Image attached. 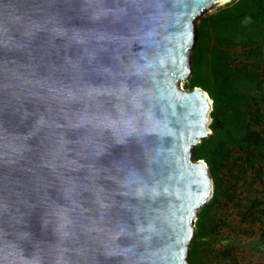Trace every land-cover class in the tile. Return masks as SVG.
<instances>
[{
  "label": "water",
  "instance_id": "water-1",
  "mask_svg": "<svg viewBox=\"0 0 264 264\" xmlns=\"http://www.w3.org/2000/svg\"><path fill=\"white\" fill-rule=\"evenodd\" d=\"M221 1L0 0V264H190Z\"/></svg>",
  "mask_w": 264,
  "mask_h": 264
},
{
  "label": "rangeland",
  "instance_id": "rangeland-1",
  "mask_svg": "<svg viewBox=\"0 0 264 264\" xmlns=\"http://www.w3.org/2000/svg\"><path fill=\"white\" fill-rule=\"evenodd\" d=\"M254 1L231 0L225 4H218L206 12L198 21L197 42L191 52V67L193 72L182 83L184 89L193 90L192 86L197 83L201 89H203V86L208 85L213 75L212 65L215 55L221 54V57L227 59L226 54L216 52L218 48H223L225 52L230 53L229 61L234 67L242 63H254L264 70V37L262 38L261 36L262 30L260 26L253 27L251 35L257 37L254 43L249 42L248 46L242 45L244 44V37L240 36L241 38L234 39V34H219L217 30L220 23V20L216 19L217 16L223 15V12L228 9H236L233 10L235 11L233 12L235 16V13L238 14V12L240 15H243L245 9L251 7ZM233 13L228 15V17L233 15ZM240 34L243 33L241 32ZM253 49H257L258 54H253ZM250 56L259 57L261 60L255 59L250 61ZM212 112L213 105L209 112L210 122L207 125L212 134L202 140L194 149V160L204 161L208 167L209 165L205 160L206 152L215 148L217 144L219 145L221 139L224 142H233L231 137L223 135L222 137L217 136L211 139L213 137ZM260 172L263 174L264 169L262 168ZM209 173L212 178V196L208 203L199 210L195 221L196 235L191 245L190 264H264V175L261 176V181L255 176V173H249L248 177L238 179L236 177L237 174L232 176L228 169H221L220 179L223 178L224 180L226 194L235 185L239 188L241 187L238 190V194H241V197L237 199L241 205L246 200V197H248L242 193V190L245 188L251 189V184L256 181L251 190L256 189L259 191L257 195L262 204L254 212V215H248V213L238 208H226L225 193L224 198H221L218 203L216 201L217 204L214 203L216 191L215 175L212 174L210 169Z\"/></svg>",
  "mask_w": 264,
  "mask_h": 264
},
{
  "label": "trees",
  "instance_id": "trees-1",
  "mask_svg": "<svg viewBox=\"0 0 264 264\" xmlns=\"http://www.w3.org/2000/svg\"><path fill=\"white\" fill-rule=\"evenodd\" d=\"M233 10L236 9H228L223 15L216 17L220 20L217 28L219 34H234V39L244 37V44H241L248 46V43H254L257 37L251 35L253 27L260 26L261 36L264 37V0H255L251 7L245 9L243 15L238 12L235 16ZM232 13L233 15L228 17ZM241 32L243 34H240ZM216 52L226 54L227 59L221 57V54L215 55L213 75L208 85L203 86L214 102L211 139L223 135L231 137L233 142L228 143L221 139L219 145L205 154L209 169L215 175V204L226 194L224 180L220 179L222 168L228 169L232 176L237 174L238 179L248 177L249 173H255L259 179L264 175L260 172L264 169V70L254 63H242L234 67L229 61V52H225L223 48L216 49ZM252 53L258 54L257 49H253ZM255 59L261 60L259 57L249 58L250 61ZM196 87H199L198 83L194 84L192 89ZM255 183L256 181L251 186ZM240 189L237 185L229 189L225 207L238 208L248 215H254L262 204L257 195L259 191L243 189L242 193L248 197L241 205L237 200L241 197V194H238Z\"/></svg>",
  "mask_w": 264,
  "mask_h": 264
},
{
  "label": "bare ground",
  "instance_id": "bare-ground-1",
  "mask_svg": "<svg viewBox=\"0 0 264 264\" xmlns=\"http://www.w3.org/2000/svg\"><path fill=\"white\" fill-rule=\"evenodd\" d=\"M231 0H222L219 4H225L227 2H230ZM183 87V86H182ZM184 88V87H183ZM205 163V162H204ZM206 164V163H205Z\"/></svg>",
  "mask_w": 264,
  "mask_h": 264
}]
</instances>
